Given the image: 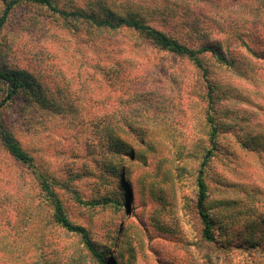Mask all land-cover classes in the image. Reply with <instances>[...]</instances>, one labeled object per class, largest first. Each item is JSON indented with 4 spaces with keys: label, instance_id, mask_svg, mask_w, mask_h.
Segmentation results:
<instances>
[{
    "label": "rangeland",
    "instance_id": "1",
    "mask_svg": "<svg viewBox=\"0 0 264 264\" xmlns=\"http://www.w3.org/2000/svg\"><path fill=\"white\" fill-rule=\"evenodd\" d=\"M98 3L58 0L84 10L99 9ZM230 48L232 68L203 58L210 99L202 73L183 57L137 36L119 34L104 45L87 41L82 26L70 30L45 9L18 7L1 31L0 65L27 73L42 99L21 93L0 110L2 124L34 163L32 169L14 161L0 142V261L9 257L5 246H16L19 264H98L77 236L52 223L35 176L67 177L90 134L87 123L101 116L95 100L103 92L112 95L122 139L136 130L135 116H147L146 147L132 144L136 156L126 157L118 178L95 171L79 175L73 185L93 205L80 206L56 192L105 262L264 264V46L255 45L257 57L232 41ZM105 60L122 66L115 86L100 81ZM208 110L218 127L203 169L214 244L202 240L195 209L196 178L211 150ZM124 196L127 206H114Z\"/></svg>",
    "mask_w": 264,
    "mask_h": 264
},
{
    "label": "trees",
    "instance_id": "2",
    "mask_svg": "<svg viewBox=\"0 0 264 264\" xmlns=\"http://www.w3.org/2000/svg\"><path fill=\"white\" fill-rule=\"evenodd\" d=\"M119 1V0H118ZM130 0L122 2L117 0L102 3L99 0V9H81L75 5L69 8L58 4V0H0V35L14 11L21 6L35 9H45L59 19L70 30L83 27L87 41L100 42L102 45L111 42L114 36L125 34L137 36L146 44L155 49L187 59L202 75L206 84L207 97L211 99L212 86L208 78L209 71L203 60L208 55L218 65L232 68L234 57L231 55V41L243 48L247 53L257 57L259 51L256 46H264V0ZM111 2V3H110ZM157 20L155 24L148 21L152 16ZM100 39V40H99ZM110 43L109 46H111ZM114 48L115 46L112 45ZM112 47V48H113ZM111 48V49H112ZM123 54V49L118 50ZM106 54L109 55L108 52ZM125 66L132 64L130 58ZM103 85L111 87L119 82L118 74L122 66L118 62L105 60L101 65ZM143 80V78H140ZM120 83V82H119ZM37 89V91L35 89ZM39 85L32 83L31 77L22 70H10L0 65V110L8 103L14 101L21 93L28 100L40 101ZM135 96L137 94L134 93ZM35 96V98H34ZM40 97V98H39ZM97 100V101H96ZM95 102L101 111L95 121L88 122L89 136L81 143L78 155L73 156V166L67 177L62 181L50 179L42 172L36 174L35 179L39 188V198L50 208V219L54 225L67 233L77 236L87 252L96 258L98 264H108L103 256L96 252L89 236V232L81 225L72 223L67 216L63 202L56 190L63 191L80 206L85 204L74 187L79 175L95 171L97 175L103 172L118 178L119 168L127 165L126 157L133 158L136 152L133 143L146 147L148 132L145 129V116H135L134 127L130 139L124 140L120 136L119 116H114L112 95L100 93ZM127 122L133 118L122 116ZM148 119V118H147ZM206 124L209 126V142L211 150L206 151L196 178V204L195 209L200 221L201 238L209 244L215 243L213 232L214 220L206 208L208 187L204 178V166L213 154L216 145L218 127L215 119L206 113ZM137 127L140 129H137ZM126 127L125 129H127ZM150 133V132H149ZM133 135V136H132ZM0 142L9 156L16 162L34 167L32 158L22 149L12 133L0 120ZM74 168V169H73ZM121 187V186H120ZM115 201L114 206H127V197ZM98 203H95L97 205ZM5 254L9 256L2 259L0 264H19V248L5 246ZM18 260V261H17ZM110 264H115L112 260Z\"/></svg>",
    "mask_w": 264,
    "mask_h": 264
}]
</instances>
